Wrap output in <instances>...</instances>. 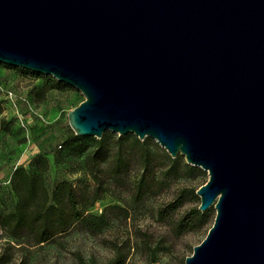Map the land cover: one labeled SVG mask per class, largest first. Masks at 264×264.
Listing matches in <instances>:
<instances>
[{"label":"water","instance_id":"obj_1","mask_svg":"<svg viewBox=\"0 0 264 264\" xmlns=\"http://www.w3.org/2000/svg\"><path fill=\"white\" fill-rule=\"evenodd\" d=\"M0 63L80 91L75 135L151 137L207 172L184 264H264V0H0Z\"/></svg>","mask_w":264,"mask_h":264},{"label":"rangeland","instance_id":"obj_2","mask_svg":"<svg viewBox=\"0 0 264 264\" xmlns=\"http://www.w3.org/2000/svg\"><path fill=\"white\" fill-rule=\"evenodd\" d=\"M45 76L48 75L0 63V216L11 211L16 203L10 187L12 171L19 166L29 168L39 154L48 160L43 174L46 187L51 188L59 180L66 179L74 187L98 188L101 198L91 207V212L100 214L110 205L119 204L127 207L129 214L126 219L110 220L103 233L97 236L73 229L56 242L23 249L13 243L7 245L0 228V254L7 260L4 264H108L113 257L112 244L123 245L127 238L131 247H124L125 251L128 249L125 264H147L145 259L153 250L157 257L154 263L184 264L185 257L192 254L193 247L205 238L207 231L204 228L176 237L170 223L198 206L200 201L196 195V201L175 212L170 203L181 188L203 185L208 180L207 172L199 168L200 174L195 177L168 178L162 181L158 193L147 194L140 203L129 207L133 184L143 173L140 164L133 160L122 170L119 180L112 177L109 165L120 135L105 131L107 146L101 154L106 160L94 165L95 180L86 168V157L96 150L93 140L96 138L80 136L84 138L79 140L69 135L67 113L84 97L65 83L61 89L42 92ZM10 92L15 100L9 98ZM158 147L152 150L158 157L155 175L161 179L166 169L162 156L168 153ZM208 210L214 218V207ZM143 241L148 242L150 250L143 246Z\"/></svg>","mask_w":264,"mask_h":264},{"label":"trees","instance_id":"obj_3","mask_svg":"<svg viewBox=\"0 0 264 264\" xmlns=\"http://www.w3.org/2000/svg\"><path fill=\"white\" fill-rule=\"evenodd\" d=\"M62 87H64L62 82L51 76H45L42 92ZM69 135L79 140L84 138L74 135L71 129H69ZM93 140L96 142V150L87 155L86 168L96 180L94 165L106 160L101 150L107 146V136L102 135L100 139L93 138ZM116 143L117 149L109 165L110 175L119 180L122 170L133 160H137L143 170L133 184L129 207L140 203L147 194L158 193L162 181L168 178L195 177L200 174L198 167L186 164L181 156L171 158L169 154L163 153L162 158L166 161V169L161 173L163 178L160 179L155 175L158 169L156 163L158 157L152 149L159 147L154 141L149 138L139 140L133 134H127L119 136ZM47 168V158L39 154L33 158L29 168L19 166L12 171L10 187L16 196V203L11 211L0 216V228L3 237L7 239V245L11 246L13 243L21 249L41 246L56 242L73 229L97 236L103 233L113 218L128 217L129 209L119 204L110 205L100 214L91 212V207L101 198L98 188L74 187L66 179L59 180L51 188L46 187L43 174ZM197 188H181L170 203L172 211L175 212L185 204L196 201ZM212 222L213 216L210 210L201 212L196 206L187 210L178 219H173L170 227L172 233L179 237L204 228L208 231ZM143 246H147L150 250L147 241H143ZM124 247H131L129 238L124 240L123 245L112 244L113 257L108 264H125L128 249L125 251ZM155 251L153 250L145 259L147 264L156 262ZM2 255L1 253L0 264L7 262L2 259Z\"/></svg>","mask_w":264,"mask_h":264},{"label":"built area","instance_id":"obj_4","mask_svg":"<svg viewBox=\"0 0 264 264\" xmlns=\"http://www.w3.org/2000/svg\"><path fill=\"white\" fill-rule=\"evenodd\" d=\"M9 98L12 99V100H15V95H13L11 92L9 93Z\"/></svg>","mask_w":264,"mask_h":264}]
</instances>
